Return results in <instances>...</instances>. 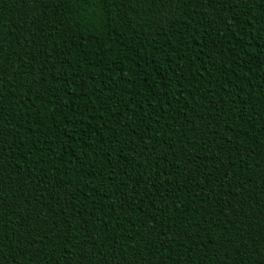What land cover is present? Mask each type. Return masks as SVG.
<instances>
[{
    "label": "trees",
    "instance_id": "trees-1",
    "mask_svg": "<svg viewBox=\"0 0 264 264\" xmlns=\"http://www.w3.org/2000/svg\"><path fill=\"white\" fill-rule=\"evenodd\" d=\"M0 264H264V0H0Z\"/></svg>",
    "mask_w": 264,
    "mask_h": 264
}]
</instances>
